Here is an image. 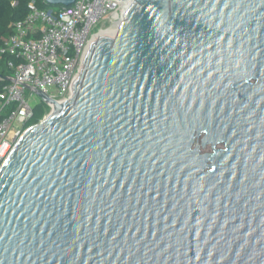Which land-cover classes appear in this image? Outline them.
Listing matches in <instances>:
<instances>
[{"label": "water", "instance_id": "water-1", "mask_svg": "<svg viewBox=\"0 0 264 264\" xmlns=\"http://www.w3.org/2000/svg\"><path fill=\"white\" fill-rule=\"evenodd\" d=\"M82 62L0 166V264H264V0H130Z\"/></svg>", "mask_w": 264, "mask_h": 264}, {"label": "built area", "instance_id": "built-area-1", "mask_svg": "<svg viewBox=\"0 0 264 264\" xmlns=\"http://www.w3.org/2000/svg\"><path fill=\"white\" fill-rule=\"evenodd\" d=\"M129 4L130 0H76L55 11L31 1L28 15L12 24V33L0 42V60L11 57L9 83L0 91V166L27 129L24 125L35 106L45 102L40 94L59 102L72 97L70 86L84 66L89 42L97 41L108 22L117 21L115 15L122 19Z\"/></svg>", "mask_w": 264, "mask_h": 264}, {"label": "trees", "instance_id": "trees-1", "mask_svg": "<svg viewBox=\"0 0 264 264\" xmlns=\"http://www.w3.org/2000/svg\"><path fill=\"white\" fill-rule=\"evenodd\" d=\"M14 1L17 2L16 5H13ZM31 1H35L41 8L55 11L69 7L60 4H48L44 0H0V42L3 38L8 37L12 33V24L15 21L23 20L28 15V4ZM9 58L11 57L4 56L3 59L0 60V76L3 77V80H0V91L5 84L9 83V80L6 78L8 75H11V71L7 67ZM41 104L44 103L41 102L35 106L33 116L25 123L24 129L39 123L50 110L48 105L47 107H43Z\"/></svg>", "mask_w": 264, "mask_h": 264}, {"label": "bare ground", "instance_id": "bare-ground-1", "mask_svg": "<svg viewBox=\"0 0 264 264\" xmlns=\"http://www.w3.org/2000/svg\"><path fill=\"white\" fill-rule=\"evenodd\" d=\"M114 19H116L117 21L108 29H104L103 31H101L100 33V37H113L115 36V34L117 33L118 27L120 22L122 21L121 17L119 15H115ZM53 110L56 111L57 107L53 106Z\"/></svg>", "mask_w": 264, "mask_h": 264}, {"label": "rangeland", "instance_id": "rangeland-1", "mask_svg": "<svg viewBox=\"0 0 264 264\" xmlns=\"http://www.w3.org/2000/svg\"><path fill=\"white\" fill-rule=\"evenodd\" d=\"M112 26V22H108L105 26H104V28L105 29H108V28H110ZM42 103H44V104H41L43 107H47V103L46 102H42ZM46 104V105H45ZM53 111V108H50V110L47 112V114L44 116V117H46L49 113H51ZM219 147H223L222 145H220ZM201 151L202 152H211L212 151V148H211V146L210 145H208V146H206V147H201Z\"/></svg>", "mask_w": 264, "mask_h": 264}]
</instances>
